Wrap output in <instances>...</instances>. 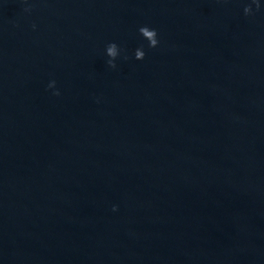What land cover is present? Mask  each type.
I'll list each match as a JSON object with an SVG mask.
<instances>
[{"label":"water","instance_id":"95a60500","mask_svg":"<svg viewBox=\"0 0 264 264\" xmlns=\"http://www.w3.org/2000/svg\"><path fill=\"white\" fill-rule=\"evenodd\" d=\"M247 2L0 0V264H264ZM110 41L129 55L114 69Z\"/></svg>","mask_w":264,"mask_h":264},{"label":"clouds","instance_id":"9594fccd","mask_svg":"<svg viewBox=\"0 0 264 264\" xmlns=\"http://www.w3.org/2000/svg\"><path fill=\"white\" fill-rule=\"evenodd\" d=\"M23 3L27 5L24 8L25 12H30L31 5L29 4V0H23ZM264 6V0H248L247 3L243 6V15L245 17H249L254 15L255 11H259L261 7ZM33 29H35V25H32ZM137 34L142 39V41L146 42L147 49H155L160 44L159 34L155 28L150 27L149 25H142L138 27ZM146 47L144 43H141L137 47L131 50V58L135 61H142L146 55ZM103 55L105 57V63L109 68H116L118 60L127 61L129 59V55L127 51L118 43L114 41L108 42L103 49ZM47 90H51L52 95L59 96V89L56 87L55 80H49L46 86ZM112 211H116V206L114 205Z\"/></svg>","mask_w":264,"mask_h":264}]
</instances>
